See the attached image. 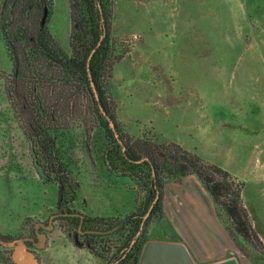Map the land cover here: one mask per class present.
I'll list each match as a JSON object with an SVG mask.
<instances>
[{
	"label": "rangeland",
	"instance_id": "rangeland-1",
	"mask_svg": "<svg viewBox=\"0 0 264 264\" xmlns=\"http://www.w3.org/2000/svg\"><path fill=\"white\" fill-rule=\"evenodd\" d=\"M70 2L53 0L47 19L67 53ZM111 35L115 48L104 82L127 140L137 147L145 140L178 143L243 184V203L261 242L236 250L264 264V0H114ZM15 66L0 31V234L6 241L47 221L58 200L57 184L42 180L34 167L8 95ZM96 124L88 122L94 125L90 134L79 127L64 136L72 173L81 182L73 206L87 215L122 219L145 192L130 177L108 171ZM217 210L227 228L229 220ZM52 226L46 247L37 252L41 264H109L76 245L61 221ZM147 231L149 241L182 242L165 217ZM3 242L0 264H17L13 248Z\"/></svg>",
	"mask_w": 264,
	"mask_h": 264
},
{
	"label": "trees",
	"instance_id": "trees-1",
	"mask_svg": "<svg viewBox=\"0 0 264 264\" xmlns=\"http://www.w3.org/2000/svg\"><path fill=\"white\" fill-rule=\"evenodd\" d=\"M113 1L71 0L70 53L51 34L48 20L42 23L45 8L49 12L53 0H2L0 6V31L16 59L8 95L30 142L40 178L58 186L56 221H61L76 245L109 264H140L143 250L150 242L149 224L163 221L166 183L193 174L211 195L220 214L229 220L227 229L236 245L254 248L261 240L243 203V184L235 182L227 170L205 162L178 143L163 145L145 140L137 147L127 140L104 82L115 48L111 35ZM92 80L116 124L121 142L99 108ZM92 119L104 136L101 156L108 171L130 177L145 192L142 203L122 219L87 215L73 206L81 182L72 173L68 160L73 157L64 136L79 127L90 134L94 125L88 122ZM85 229H91L90 233L76 239ZM114 237L117 239L113 240ZM0 238L6 241L9 237L0 234Z\"/></svg>",
	"mask_w": 264,
	"mask_h": 264
},
{
	"label": "crops",
	"instance_id": "crops-1",
	"mask_svg": "<svg viewBox=\"0 0 264 264\" xmlns=\"http://www.w3.org/2000/svg\"><path fill=\"white\" fill-rule=\"evenodd\" d=\"M163 203L164 217L170 219L197 264H253L236 250L214 200L195 175L166 183Z\"/></svg>",
	"mask_w": 264,
	"mask_h": 264
},
{
	"label": "water",
	"instance_id": "water-1",
	"mask_svg": "<svg viewBox=\"0 0 264 264\" xmlns=\"http://www.w3.org/2000/svg\"><path fill=\"white\" fill-rule=\"evenodd\" d=\"M48 18V8H45L44 16L42 23L45 24ZM93 54V53H92ZM90 55V58L92 56ZM93 79V78H92ZM92 87L95 93L96 100L98 102L99 108L102 114L108 119L111 127L113 128L116 137L120 140V134L116 129V124L109 116L107 110L101 102V98L96 87L95 82L92 80ZM124 150L126 148L124 147ZM155 173V172H154ZM153 205L151 206L146 217L150 214ZM53 216L50 219V223H53ZM43 225V222H38L36 224L37 229V238L32 237L28 238L33 241L36 249H43L48 243V233L46 231L39 232V227ZM122 224L117 225L111 231H114ZM53 226L47 227L48 230H51ZM3 241V240H2ZM7 246H14L15 250L13 252V259L17 264H41L40 259L37 257V254L28 248L26 243V238H19L10 242H3ZM140 264H197L194 258L192 257L186 244L182 242H161V241H150L144 248Z\"/></svg>",
	"mask_w": 264,
	"mask_h": 264
},
{
	"label": "flooded vegetation",
	"instance_id": "flooded-vegetation-1",
	"mask_svg": "<svg viewBox=\"0 0 264 264\" xmlns=\"http://www.w3.org/2000/svg\"><path fill=\"white\" fill-rule=\"evenodd\" d=\"M15 61H16V59H15ZM55 215H56V212L53 213V214L49 217V219H47V221H39V222H43V225H41V226L39 227V232L46 231V232L48 233V232L50 231V230H48L47 227L52 226L53 223H54V221H56V217H55ZM52 216H53L54 218H53V223L51 224V223H50V219H51ZM37 223H38V222H37ZM37 223H36V224H37ZM36 224H35V227H34V230H33V231H31V232H29V233H26L25 235H23V236H21V237L12 238V240H8V241H6V242H10V241H13V240H16V239H19V238H26V243L28 244V248H29L30 250L34 251V252L37 254V257L39 258L38 253H37V252H38V249H36V247L34 246L33 241H31L30 239H28V238H32V237L37 238ZM89 231H91V229H85V230L81 231L80 234L76 236V239H77L80 235H86V234L90 233ZM77 241H78V240H77ZM10 247H11V246H10ZM12 248H13V252H14L15 247L12 246ZM39 259H40V258H39Z\"/></svg>",
	"mask_w": 264,
	"mask_h": 264
}]
</instances>
